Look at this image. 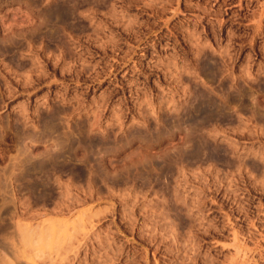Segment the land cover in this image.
I'll return each instance as SVG.
<instances>
[{"label":"rangeland","instance_id":"obj_1","mask_svg":"<svg viewBox=\"0 0 264 264\" xmlns=\"http://www.w3.org/2000/svg\"><path fill=\"white\" fill-rule=\"evenodd\" d=\"M20 228L37 264H264V0H0Z\"/></svg>","mask_w":264,"mask_h":264},{"label":"bare ground","instance_id":"obj_2","mask_svg":"<svg viewBox=\"0 0 264 264\" xmlns=\"http://www.w3.org/2000/svg\"><path fill=\"white\" fill-rule=\"evenodd\" d=\"M92 212V211H91ZM90 212V213H91ZM94 213V211L92 212V214ZM18 227H20V224H19V226ZM21 229V232H22V236H21V239H23L24 240V237H25V242L24 243H22L20 246H17V244H15L14 242H12L11 244H12V246H13V248H14V250H13V248H12V250L11 251H7L8 253H5L4 251H0V264H10V262H11V264H13L12 262H13V260H11V259H15V261H25V263H28V264H37V259H36V255H33L32 253H31V255L29 254V253H27L28 251L25 249V244H26V242L28 241V243H32L33 241H34V233H33V231H32V229L31 230H26V229H23V231H22V228H20ZM20 229H19V231H20ZM28 229V228H27ZM33 229H35V228H33ZM25 230V231H24ZM32 231V233H30L29 234V232H31ZM36 231V230H35ZM34 231V232H35ZM37 232V231H36ZM35 232V233H36ZM31 234H33V236L31 235ZM36 234H38V233H36ZM41 235H42V233H41ZM20 237V236H19ZM27 237V238H26ZM29 238V240H27ZM44 240V239H43ZM42 240V242H38L36 245H34L36 248H39V249H42V251H40V252H45V251H43V250H45L46 249V247H45V245L48 243V241H43ZM44 242H47L46 244L44 243ZM31 245V244H30ZM33 245H32V247H33ZM11 246V247H12ZM47 246V245H46ZM45 247V248H44ZM52 247V246H51ZM54 249V248H53ZM49 250V249H48ZM38 252V251H37ZM33 253H35V252H33ZM8 254H10V255H12V257H10ZM43 254V253H42ZM41 254V255H42ZM50 254L51 253H49V257H50V260H51V258L53 257V256H50ZM54 254H55V252H54ZM55 257V256H54ZM55 259V258H54ZM52 260H53V258H52Z\"/></svg>","mask_w":264,"mask_h":264}]
</instances>
